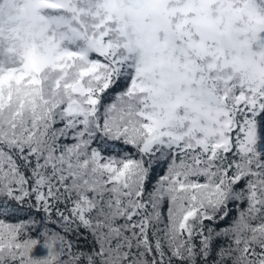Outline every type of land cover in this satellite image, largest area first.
Instances as JSON below:
<instances>
[{
    "label": "snow or ice",
    "instance_id": "obj_1",
    "mask_svg": "<svg viewBox=\"0 0 264 264\" xmlns=\"http://www.w3.org/2000/svg\"><path fill=\"white\" fill-rule=\"evenodd\" d=\"M150 2L44 0L102 29L74 30L79 50L65 55L83 66L71 78L35 67L11 37L0 47V264H264V64L204 88L194 135L163 123L141 99L137 15ZM247 10L264 14V0ZM106 17L121 27L105 34ZM13 19V34L26 29ZM253 50L264 54V29Z\"/></svg>",
    "mask_w": 264,
    "mask_h": 264
},
{
    "label": "trees",
    "instance_id": "obj_2",
    "mask_svg": "<svg viewBox=\"0 0 264 264\" xmlns=\"http://www.w3.org/2000/svg\"><path fill=\"white\" fill-rule=\"evenodd\" d=\"M53 2L61 3V0ZM253 2L151 0L154 16L146 12V6L138 13L137 20L145 34L150 57L148 70L141 75L151 80L149 91L141 99L148 100L163 123H181L187 134L194 135L200 122L208 116L197 104L204 88L216 81L220 73L240 77L264 64V54L253 50L259 30L264 29V14L249 13L248 6ZM29 10L35 19L28 18ZM17 16L25 18L26 29L13 34L12 29L21 28L13 19ZM58 17H65L69 22L57 23ZM154 20L159 24L157 30ZM105 22V34L108 28L121 27L107 17ZM92 23L84 16L73 19L67 6L49 8L44 0H32L31 4L24 0H10L9 3L0 0V47L7 48L11 37L22 58H36L35 67L52 72L55 70L50 64H63V75L71 78L76 75V68L83 66V61L65 53L79 50L80 43L73 39L75 29L86 31L89 39L101 34L102 29L91 27ZM121 35L114 33L121 45H126L128 41L121 39ZM42 43L47 45L52 61L40 59ZM228 47L232 49L231 57L227 55ZM29 74H32L31 67ZM18 87L23 85L14 86L13 92Z\"/></svg>",
    "mask_w": 264,
    "mask_h": 264
},
{
    "label": "rangeland",
    "instance_id": "obj_3",
    "mask_svg": "<svg viewBox=\"0 0 264 264\" xmlns=\"http://www.w3.org/2000/svg\"><path fill=\"white\" fill-rule=\"evenodd\" d=\"M152 11H153V5H152L151 3H148V4L146 5V12H147L151 17L154 16V14L152 13ZM154 28H155L156 30L159 29V24H158L157 22H155V20H154Z\"/></svg>",
    "mask_w": 264,
    "mask_h": 264
}]
</instances>
